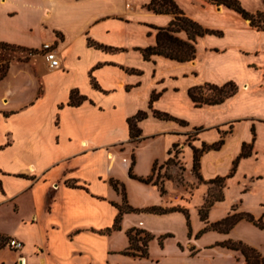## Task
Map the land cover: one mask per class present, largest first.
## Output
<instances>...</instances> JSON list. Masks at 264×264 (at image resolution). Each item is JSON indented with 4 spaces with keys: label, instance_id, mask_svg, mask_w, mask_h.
Instances as JSON below:
<instances>
[{
    "label": "crops",
    "instance_id": "obj_1",
    "mask_svg": "<svg viewBox=\"0 0 264 264\" xmlns=\"http://www.w3.org/2000/svg\"><path fill=\"white\" fill-rule=\"evenodd\" d=\"M148 2L0 0V41L20 47L8 50L0 77V235L22 240L12 249L18 264L34 258L40 264H110L111 254L128 246L130 228L152 234L161 247L173 237L181 250L187 243L197 251L213 245L216 254L222 249L243 255L220 243L232 239L264 255V226L245 215L228 229L213 225L231 213L264 222V26L225 4L176 0L186 15L216 31L197 36L193 59L145 58L141 48L154 44L156 27L174 17L148 8ZM240 2L250 12L264 10V0ZM157 14L151 40L129 33L132 20L155 22ZM177 34L187 37L184 30ZM44 41L57 44L59 67L50 68L39 52ZM29 48L37 51L27 56L23 50ZM140 56L162 59L171 76L181 77L171 85L187 110L160 118L148 106L147 116L137 121L140 134L132 138L127 117L136 109L125 110L113 95L132 91L136 81L128 72L138 69L134 58ZM228 80L237 90L220 102L195 105L189 96L191 86ZM72 89L86 98L69 103ZM243 143L249 153L239 155ZM203 145L199 179L193 147ZM176 154L190 197L172 201L165 195L173 185L170 175H160L153 164L167 168ZM148 176L150 181L139 178ZM215 176H226L223 197L201 219L199 208ZM149 206L173 209L144 210ZM120 208L119 227L105 231ZM118 232H124L125 243L114 246Z\"/></svg>",
    "mask_w": 264,
    "mask_h": 264
},
{
    "label": "trees",
    "instance_id": "obj_2",
    "mask_svg": "<svg viewBox=\"0 0 264 264\" xmlns=\"http://www.w3.org/2000/svg\"><path fill=\"white\" fill-rule=\"evenodd\" d=\"M215 4H225L229 7L234 8L239 11L245 18L249 19L251 24L257 26H264V10H258L256 12H250L245 7L242 6L240 0H207ZM148 8L153 9L157 12H171L174 14V17L169 21L167 25L157 26L156 27V41L152 45H147L141 48L142 54L145 58H150L152 54H162L170 58H174L177 60H190L195 57L196 51V38L198 35L204 34L206 32H214L216 30L210 29L208 27L203 26L198 21L192 19L188 15L184 13V11L178 6L175 0H149L146 5ZM180 30H184L187 34L186 38L180 37L177 32ZM9 49H20L13 44L0 41V77L4 74L6 67L9 61L8 50ZM96 85L95 82H93ZM209 89L210 92L206 93L203 89ZM237 90V84L233 80H228L222 84H216L211 82H205L203 84L194 85L188 88V93L191 99L193 100L195 105H201L204 103H216L222 101L225 97L233 94ZM155 94L151 95V101L154 98ZM86 96L83 94H79L77 89H72L70 92L69 103H79ZM151 106V103H149ZM154 115L160 118H174L172 115L167 112H161L159 110L153 109ZM147 115V112L143 109H139L135 114L127 117L128 125H129V133L132 138L137 137L140 134V128L137 125V121L144 118ZM247 143H243L242 150L239 155H246L249 153ZM209 146H217L216 143L211 144ZM208 146V147H209ZM204 145L201 148L193 147V169L196 171L198 166L199 156L204 149ZM172 158H168L167 161ZM234 161V164L236 163ZM133 163V160H132ZM132 163L130 165L129 172L131 175L134 174L131 172ZM156 162L153 164V168H155ZM234 166L231 170L233 171ZM230 172V173H231ZM230 173L228 175H230ZM199 179L201 176L198 174ZM226 176H215L209 179V182L218 183L222 186L223 181ZM142 180L150 181L151 177H139ZM113 185L116 188H119L118 181L113 180ZM154 183H158L154 181ZM123 188V186H122ZM161 192L163 191L162 186H160ZM223 194L218 192L216 195L208 196L203 202L202 206L199 208V213L201 219H206L207 209L214 203L215 200L221 199ZM173 208H160L158 206H149L144 208L147 211H157L164 212L168 210H172ZM123 209L120 208L118 214L115 217L114 223L111 227H107L105 231H109L111 228L119 227V220L121 218ZM247 216L248 219L253 220L260 226H264V222H261L260 219H255L250 213H231L225 216L223 219L216 221L213 225H218L219 223L223 224V229H228L234 222L239 219L241 216ZM144 232V235L141 237L144 239L145 247L140 249L138 246H135L133 241L135 239V234L139 232ZM129 244L126 248L121 250V252L125 254H129L132 256H147V242L152 238V234L145 232L140 228H130L127 231ZM222 245H225L232 249H238L242 252L244 256L245 263L244 264H264V255L257 249L256 247L249 245L241 240H232L227 239L220 242Z\"/></svg>",
    "mask_w": 264,
    "mask_h": 264
},
{
    "label": "rangeland",
    "instance_id": "obj_3",
    "mask_svg": "<svg viewBox=\"0 0 264 264\" xmlns=\"http://www.w3.org/2000/svg\"><path fill=\"white\" fill-rule=\"evenodd\" d=\"M133 0H129L132 2ZM137 3L141 0H134ZM176 2V0H175ZM187 5H196L193 0H185ZM177 3V2H176ZM178 4V3H177ZM179 6V5H178ZM161 15H156L155 22H152L150 19L145 18H137L132 20L128 27L129 33L134 36V38H138V40H151L154 34V25H158L157 22L160 20ZM135 62L138 63V69L132 70L128 72V76L130 79L135 80L136 84L132 85L130 93H126V91L117 94H114V98H117L119 102L122 103L124 109H129L130 106H134L136 112L139 109L145 110L147 113L150 108L152 110H159L161 112H167L171 115L172 112L175 111H186L187 108L184 102H181L179 99V89L172 88V81L176 79H180L178 76L174 78L170 74V69L167 65V62L162 61V59H158L156 62V58L146 60L141 56L138 60L134 58ZM204 92H210L209 89H203ZM155 94L154 98L151 101V95ZM151 103V106L148 103ZM108 101L110 97H108ZM149 106V107H148ZM135 112V113H136ZM147 116V115H146ZM145 116V117H146ZM143 120V118H142ZM151 125V123H148ZM191 138V136H190ZM177 154L167 164V168H162L156 163L155 171H160V175H170L173 185L170 189H168L165 195L173 200H179L180 197L189 198L190 194L184 192L185 188H188V185L185 184L183 171L181 168V164L176 159ZM176 165V171H170L169 167ZM196 173L198 174L197 170ZM218 192H221V186L218 183L212 184L209 189L208 196L216 195ZM207 196V197H208ZM153 200H156V196L152 197ZM132 220H129V222ZM197 221H195L196 223ZM151 222L148 221L147 224ZM0 225L3 223L0 222ZM144 235V232H139L135 234V239L133 241L135 246H138L140 249L145 247L144 239L141 238ZM183 239H185L184 234H179ZM7 236L0 235V264H18V260L16 259L17 253L13 250L12 247L5 243V239ZM166 244L164 247H161L156 240V237L150 240V245L148 248L147 256H132L120 252L112 253L110 256V264H244V256L239 255L236 257L235 255H230V252H226V250H220V253L216 254L214 251L216 250V246L213 245H205L204 248H200L198 251L194 250L190 244H186L183 247L185 249L181 250L174 242L173 237H167ZM125 243L124 232H118L115 234L113 238L114 246H121ZM149 244V241L147 242ZM262 247L264 250V241L262 243ZM218 248V247H217ZM259 249V248H258ZM187 250V252H186ZM223 252H222V251ZM192 251V252H191ZM261 252V251H260ZM27 264H40V261L35 260V258L31 261H28Z\"/></svg>",
    "mask_w": 264,
    "mask_h": 264
},
{
    "label": "built area",
    "instance_id": "obj_4",
    "mask_svg": "<svg viewBox=\"0 0 264 264\" xmlns=\"http://www.w3.org/2000/svg\"><path fill=\"white\" fill-rule=\"evenodd\" d=\"M36 51L37 50L32 48L23 50L27 56L34 54ZM39 52L42 54V57L50 68H56L61 65V58L56 43L50 41L42 42ZM5 243L12 248H20L23 245L22 240L14 236H7Z\"/></svg>",
    "mask_w": 264,
    "mask_h": 264
}]
</instances>
